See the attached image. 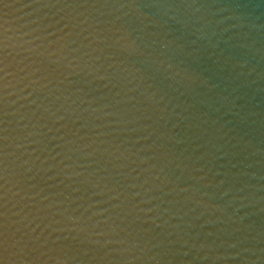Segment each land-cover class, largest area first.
Here are the masks:
<instances>
[{
	"label": "water",
	"instance_id": "95a60500",
	"mask_svg": "<svg viewBox=\"0 0 264 264\" xmlns=\"http://www.w3.org/2000/svg\"><path fill=\"white\" fill-rule=\"evenodd\" d=\"M0 31V264H264V0H2Z\"/></svg>",
	"mask_w": 264,
	"mask_h": 264
},
{
	"label": "snow or ice",
	"instance_id": "6c2138e0",
	"mask_svg": "<svg viewBox=\"0 0 264 264\" xmlns=\"http://www.w3.org/2000/svg\"><path fill=\"white\" fill-rule=\"evenodd\" d=\"M2 3V0H0ZM6 33L0 31V249L8 248L9 243V236H8V228L6 229L4 226V218L7 215L8 209V166H7V147H8V128H7V120L5 117L7 116L6 112V82L8 76L11 74L9 72V58L7 53V46L5 42ZM27 52L34 51L33 49H26ZM29 58L27 56L24 57L22 60L16 61L19 67L17 71L19 73L27 72L30 64L27 62ZM34 63V61L32 62ZM31 75V72H28ZM23 79V77H22ZM34 187V186H33ZM21 191H24L23 189ZM15 195H20V193H15ZM27 198V194L20 197L18 203L22 205L21 212L16 213V215H22V221H27L28 224H31L35 218L32 216V212H36L37 214L42 211L43 209L39 207H34L25 203ZM24 209H29L28 212H24ZM27 226V225H26ZM20 231V229H17ZM32 231H35L34 229ZM41 239L40 236H32L29 232H23L19 239L15 241V246L24 250V248L28 247L31 244L39 242Z\"/></svg>",
	"mask_w": 264,
	"mask_h": 264
},
{
	"label": "clouds",
	"instance_id": "9594fccd",
	"mask_svg": "<svg viewBox=\"0 0 264 264\" xmlns=\"http://www.w3.org/2000/svg\"><path fill=\"white\" fill-rule=\"evenodd\" d=\"M189 7H194V6H192V5H189ZM173 19H174V17H173ZM189 30H192V31H195V34H196V36L200 39V40H202V41H206L207 43H211V41L209 40V38H208V34L206 33V32H202V31H198V30H196V28H195V25H193V27H192V29H189ZM8 36H7V34H6V36H5V42H6V46L8 47ZM241 47H246L247 45H245V44H241L240 45ZM127 48H132L133 46L132 45H128V46H126ZM212 47H215V45L213 44L212 45ZM34 50V49H33ZM35 51V50H34ZM41 55H43V53H40ZM248 64V61L246 60V59H240V60H237L236 61V63L233 65V68H238L239 70H241V72H242V70H243V68L246 66ZM253 69H251V68H249V71H252ZM254 175V174H253Z\"/></svg>",
	"mask_w": 264,
	"mask_h": 264
}]
</instances>
